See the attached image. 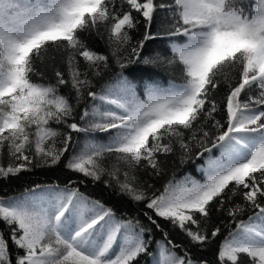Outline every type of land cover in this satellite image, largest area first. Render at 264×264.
I'll return each mask as SVG.
<instances>
[{
  "label": "snow or ice",
  "instance_id": "1",
  "mask_svg": "<svg viewBox=\"0 0 264 264\" xmlns=\"http://www.w3.org/2000/svg\"><path fill=\"white\" fill-rule=\"evenodd\" d=\"M0 181V264H264V0H0Z\"/></svg>",
  "mask_w": 264,
  "mask_h": 264
},
{
  "label": "trees",
  "instance_id": "2",
  "mask_svg": "<svg viewBox=\"0 0 264 264\" xmlns=\"http://www.w3.org/2000/svg\"><path fill=\"white\" fill-rule=\"evenodd\" d=\"M152 45L149 44V47H151ZM164 81L165 83L167 82V77L165 76L164 77ZM97 135H103V134H97ZM184 169L187 170V173L191 176H193L195 179H200L201 178V173H199L196 169V166L193 165V164H188V165H185L184 166ZM37 173H39V170H36ZM184 174V170H181V172H179L177 174V178H179L180 176H182ZM35 178V177H33ZM43 178V177H41ZM83 188V186H81ZM5 190V185H4V182L3 181H0V194H3V191Z\"/></svg>",
  "mask_w": 264,
  "mask_h": 264
}]
</instances>
